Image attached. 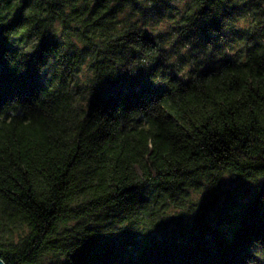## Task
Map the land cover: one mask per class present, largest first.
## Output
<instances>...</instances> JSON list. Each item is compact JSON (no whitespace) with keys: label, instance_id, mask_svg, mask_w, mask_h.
Returning <instances> with one entry per match:
<instances>
[{"label":"trees","instance_id":"16d2710c","mask_svg":"<svg viewBox=\"0 0 264 264\" xmlns=\"http://www.w3.org/2000/svg\"><path fill=\"white\" fill-rule=\"evenodd\" d=\"M259 239L264 0H0L5 264H264Z\"/></svg>","mask_w":264,"mask_h":264},{"label":"clouds","instance_id":"9594fccd","mask_svg":"<svg viewBox=\"0 0 264 264\" xmlns=\"http://www.w3.org/2000/svg\"><path fill=\"white\" fill-rule=\"evenodd\" d=\"M259 240L264 241V239H259ZM249 253L250 254L245 259V264H251L252 260H259L260 259V257H257L254 255V248L252 246V241L249 245Z\"/></svg>","mask_w":264,"mask_h":264},{"label":"water","instance_id":"95a60500","mask_svg":"<svg viewBox=\"0 0 264 264\" xmlns=\"http://www.w3.org/2000/svg\"><path fill=\"white\" fill-rule=\"evenodd\" d=\"M0 264H5V262L2 259H0Z\"/></svg>","mask_w":264,"mask_h":264},{"label":"rangeland","instance_id":"374dc122","mask_svg":"<svg viewBox=\"0 0 264 264\" xmlns=\"http://www.w3.org/2000/svg\"><path fill=\"white\" fill-rule=\"evenodd\" d=\"M20 234V232H17L16 235Z\"/></svg>","mask_w":264,"mask_h":264}]
</instances>
